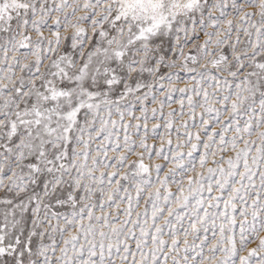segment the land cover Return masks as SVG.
Returning <instances> with one entry per match:
<instances>
[{
	"label": "snow or ice",
	"instance_id": "6c2138e0",
	"mask_svg": "<svg viewBox=\"0 0 264 264\" xmlns=\"http://www.w3.org/2000/svg\"><path fill=\"white\" fill-rule=\"evenodd\" d=\"M0 264H264V0H0Z\"/></svg>",
	"mask_w": 264,
	"mask_h": 264
}]
</instances>
